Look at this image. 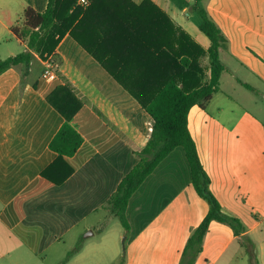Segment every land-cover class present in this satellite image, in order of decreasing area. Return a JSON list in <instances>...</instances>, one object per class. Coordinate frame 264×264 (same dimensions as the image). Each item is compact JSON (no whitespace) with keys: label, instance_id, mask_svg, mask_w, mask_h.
<instances>
[{"label":"crops","instance_id":"obj_1","mask_svg":"<svg viewBox=\"0 0 264 264\" xmlns=\"http://www.w3.org/2000/svg\"><path fill=\"white\" fill-rule=\"evenodd\" d=\"M131 1L139 6L145 0ZM150 1L209 48L200 19L191 18L194 25L184 17L193 16L191 3ZM48 3L0 0V45H6L0 61L27 49L3 13L19 23L26 7L44 13ZM208 11L220 20L232 62L221 60L220 89L205 108L190 109L188 127L223 213L239 219L246 231L236 236L213 221L194 264H264V118L258 112H264V0H210ZM13 12L21 16L14 19ZM13 40L22 51H10ZM54 55L58 78L52 83L42 80L43 59L36 53L28 73L19 65L0 74V264H15L11 255L16 251L32 254L35 261L53 252L61 264H181L192 232L209 210L192 186L184 151L169 154L131 197L129 229L116 225L108 235L117 219L110 198L138 163L136 152L146 146L153 120L69 34ZM242 70L248 74L245 80L238 76ZM67 81L84 103L72 120L83 143L66 158L73 174L56 185L41 174L57 158L50 142L64 118L47 96ZM123 235L124 249L117 242Z\"/></svg>","mask_w":264,"mask_h":264},{"label":"trees","instance_id":"obj_2","mask_svg":"<svg viewBox=\"0 0 264 264\" xmlns=\"http://www.w3.org/2000/svg\"><path fill=\"white\" fill-rule=\"evenodd\" d=\"M206 1L194 0L192 10L199 16L200 31L210 40L208 49L150 0L139 6L131 0H91L87 8L77 6L76 0H49L44 13L26 7L19 23L3 13V20L27 49L1 60L0 74L19 65L28 73L34 53L42 59L46 54L54 55L60 41L69 34L152 118L151 136L146 146L136 152L138 163L110 198L111 211L125 229H129L127 208L131 197L169 154L183 149L192 186L206 200L209 210L192 232L181 264L195 263L213 221L229 226L236 236L246 231L239 219L223 213L188 127L190 109L195 105L206 107L219 91L225 70L220 48L226 38L208 13ZM127 68L131 74H126ZM47 101L63 116L64 123L50 142L57 158L41 176L60 185L74 172L66 158L74 156L83 143L72 120L84 103L70 83L56 86Z\"/></svg>","mask_w":264,"mask_h":264},{"label":"rangeland","instance_id":"obj_3","mask_svg":"<svg viewBox=\"0 0 264 264\" xmlns=\"http://www.w3.org/2000/svg\"><path fill=\"white\" fill-rule=\"evenodd\" d=\"M177 2H180L181 4L182 3H187V2H189V3H191V4H193V2H194V0H176ZM210 2V0H207L206 1V4H205V6H206V8H207V10H208V3ZM188 10L189 11H191V13H192V15L193 16H191V17H188V14H190V13H187V14H185L184 15V17L186 18V19H194L195 18V15H196V17H197V19H199V16L197 15V13H195V12H193V10H192V5H190L189 7H188ZM208 13L210 14L211 13V11L209 12L208 11ZM212 14V13H211ZM210 14V16L212 17V15ZM12 16H13V18L14 19H17V18H19V16H21V15H17L15 12H13L12 13ZM170 16L172 17V19H174L175 18V20H176V18L177 17H174V15H171L170 14ZM191 19V23H193L194 25H195V21L194 20H192ZM212 19L215 21V23L216 24H218L219 25V23H220V20H219V18H215V17H212ZM218 20V21H217ZM176 22H178L177 20H176ZM222 33H223V35L224 36H226L225 35V33L222 31ZM12 37V36H11ZM6 43H8V42H6ZM10 43V42H9ZM5 43H3V45H0V54L2 55V54H5L4 52H2L1 51V47H3V48H5ZM229 45H227V44H223L222 45V49L223 50H221V60L224 62V63H226V64H231V60H229V56H228V54H227V52H228V47ZM9 48H10V51H12V52H20V51H22L23 49H22V47L21 46H19V44H17V42H16V40H13V43L12 44H9ZM225 50V51H224ZM240 58H244L245 56L244 55H242V53H240L239 55H238ZM239 75V78H241L242 80H245V78L247 77V72L245 71V70H242V71H240L239 73H238ZM230 77L228 76V74L227 73H225L224 74V83H225V85L226 86H230V83H229V79ZM66 83H69L68 81L66 82ZM258 111V110H257ZM259 112V114H260V116L262 117V118H264V112H262V111H258ZM177 149H179L180 151H183V149L182 148H177ZM118 219V218H117ZM116 218H113V221H116V222H113V223H110L111 225H112V230L111 231H109V233H108V235L109 234H111V233H113L114 232V227L117 225V227H120L121 228V223H120V221H119V219L117 220ZM97 235H98V233H97ZM113 236V235H112ZM106 237H108V236H106ZM125 238H126V235H123L121 238H117V242H118V245L119 246H121L123 249H124V246H125V244H126V240H125ZM105 240H106V242H107V240H108V238H105ZM91 241H94V239H92ZM108 243H110V244H112L113 243V241H108ZM70 243H68V245H69ZM45 254H46V256H48L47 258L45 257ZM44 255H42L43 257H45V260L44 261H41V260H38V261H35V260H32V254H30V253H22V252H20V251H16V252H14L11 256H13V259H14V263L15 264H61V263H59V262H57L56 260L58 259V258H56V257H53L52 256V254H53V252H48V253H45ZM61 254H63V256H65V254H66V251H63ZM41 257H39L38 259H40ZM34 259V258H33ZM41 261V262H40ZM100 264H108V263H105V261L103 260V261H101L100 262Z\"/></svg>","mask_w":264,"mask_h":264},{"label":"built area","instance_id":"obj_4","mask_svg":"<svg viewBox=\"0 0 264 264\" xmlns=\"http://www.w3.org/2000/svg\"><path fill=\"white\" fill-rule=\"evenodd\" d=\"M91 4V0H76V5L82 8H87ZM43 70L41 78L47 83H52L57 80V64L53 54H46L43 58Z\"/></svg>","mask_w":264,"mask_h":264}]
</instances>
